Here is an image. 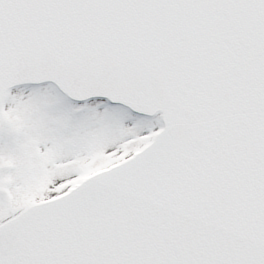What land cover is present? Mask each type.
<instances>
[{"label": "snow or ice", "instance_id": "6c2138e0", "mask_svg": "<svg viewBox=\"0 0 264 264\" xmlns=\"http://www.w3.org/2000/svg\"><path fill=\"white\" fill-rule=\"evenodd\" d=\"M0 264H264V0H0Z\"/></svg>", "mask_w": 264, "mask_h": 264}]
</instances>
